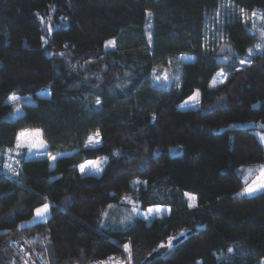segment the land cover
<instances>
[{
  "label": "trees",
  "instance_id": "1",
  "mask_svg": "<svg viewBox=\"0 0 264 264\" xmlns=\"http://www.w3.org/2000/svg\"><path fill=\"white\" fill-rule=\"evenodd\" d=\"M239 10L264 24V0H0V264H260L264 191H239L245 167L264 164V45ZM27 129L47 155L20 149L5 171ZM100 157V172L79 169ZM123 197L169 210L100 225ZM45 203V220L21 224Z\"/></svg>",
  "mask_w": 264,
  "mask_h": 264
},
{
  "label": "rangeland",
  "instance_id": "2",
  "mask_svg": "<svg viewBox=\"0 0 264 264\" xmlns=\"http://www.w3.org/2000/svg\"><path fill=\"white\" fill-rule=\"evenodd\" d=\"M220 12L222 11H217V15H220ZM238 17L243 21V22H249L252 25H255L257 29L260 31V39H261V45H264V24L262 23L263 20L261 19L262 14L258 11H244V10H239L237 12ZM260 45V44H259ZM260 45V46H261ZM257 48V47H256ZM193 56L191 54H186L180 56V59L184 60H192ZM243 61V63H241ZM245 62L244 60L240 61V64L243 65ZM156 78L160 80V82H165V73H157ZM224 73L220 70L212 78L211 85H217L221 83L224 80ZM10 101H15L16 98H9ZM199 97H198V91L194 92L192 96L188 97L186 100H184L180 104V109H185V108H192L196 107L198 105ZM256 123L253 122H237V123H231L228 125L230 128H236V127H252L255 126ZM254 133L260 142V144L263 147L264 150V130H258L254 129ZM90 138H92L90 140ZM88 140L87 144L93 145L98 143V136L92 135ZM27 149V155L29 157H43L46 156L47 153L45 151L46 145L43 142L41 138V133L38 129H27V130H22L18 133L16 141L14 143L13 148L7 150L6 153V163L4 164V169L5 171H11L14 170L15 165L18 162V158L14 155L16 151H20V149ZM180 151V148L175 146V147H170L168 149V153L170 155H175L178 154ZM49 157V163L50 165H53L54 158L56 155H48ZM106 161L105 157H100L95 160H90L83 162L79 165V169L81 170V165L84 166L83 172L86 173H92V172H100L102 169V166L104 162ZM248 171V173H243L242 178H243V187L239 191V194H244L247 196L254 195L258 192L264 191V187H259V183L262 179H264V164L260 165H253V166H247L245 167ZM95 174V173H92ZM246 188H252L254 189L251 192L246 191ZM191 199V196H189ZM48 205V210L42 217H37L36 216V211L34 212L33 217L28 220L24 221L21 224L22 225H28L32 224L37 221H43L45 220L48 215H49V203H45ZM44 204V205H45ZM190 204L193 205V200L191 199ZM44 205H42L39 208H42ZM169 208L167 206H152L147 209L141 210L137 207L134 206V203L130 201L129 199L127 200L126 197L121 198L118 204H109L107 207H105L102 212L99 215V224L103 225L105 228H112V229H122L131 224L135 218L137 217H142L146 221H149L154 215H163L167 213ZM196 228L192 229H185L181 230L168 239L164 240L161 242L156 248H155V253L156 254H165L169 250H171L176 243L181 241L183 238H185L192 230H195ZM171 238V246H169V240ZM163 245V246H162ZM195 264H201L199 261L196 262ZM260 264H264V258L261 259Z\"/></svg>",
  "mask_w": 264,
  "mask_h": 264
},
{
  "label": "snow or ice",
  "instance_id": "3",
  "mask_svg": "<svg viewBox=\"0 0 264 264\" xmlns=\"http://www.w3.org/2000/svg\"><path fill=\"white\" fill-rule=\"evenodd\" d=\"M114 42H112V41H109V44H113ZM241 63H243V61L241 62ZM97 103H99V101H97ZM97 135H98V133H97ZM92 138H90V140H91ZM84 170V166L83 165H81V171H83ZM259 187H264V179H262L261 181H260V183H259ZM254 189H252V188H246V191H248V192H251V191H253ZM47 210H48V205L47 204H45L42 208H37L35 211H36V216L37 217H42V216H44V214L47 212ZM163 246V245H162ZM169 246H171V238H170V240H169ZM229 251H231V249H229Z\"/></svg>",
  "mask_w": 264,
  "mask_h": 264
},
{
  "label": "built area",
  "instance_id": "4",
  "mask_svg": "<svg viewBox=\"0 0 264 264\" xmlns=\"http://www.w3.org/2000/svg\"><path fill=\"white\" fill-rule=\"evenodd\" d=\"M116 262V258H111L108 262V264H114Z\"/></svg>",
  "mask_w": 264,
  "mask_h": 264
}]
</instances>
